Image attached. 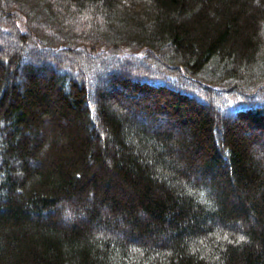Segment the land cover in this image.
Wrapping results in <instances>:
<instances>
[{
  "label": "trees",
  "instance_id": "obj_1",
  "mask_svg": "<svg viewBox=\"0 0 264 264\" xmlns=\"http://www.w3.org/2000/svg\"><path fill=\"white\" fill-rule=\"evenodd\" d=\"M3 37L0 264H264V0H0Z\"/></svg>",
  "mask_w": 264,
  "mask_h": 264
},
{
  "label": "rangeland",
  "instance_id": "obj_2",
  "mask_svg": "<svg viewBox=\"0 0 264 264\" xmlns=\"http://www.w3.org/2000/svg\"><path fill=\"white\" fill-rule=\"evenodd\" d=\"M1 41H3L2 43V45H0V47H2V49H9L10 47H13L14 45H16V42L14 43L12 40L11 41H9V40H7L6 38H2V39H0ZM131 79L132 78V76H129V77H126V79ZM258 155H260V154H258ZM260 158V157H259Z\"/></svg>",
  "mask_w": 264,
  "mask_h": 264
},
{
  "label": "snow or ice",
  "instance_id": "obj_3",
  "mask_svg": "<svg viewBox=\"0 0 264 264\" xmlns=\"http://www.w3.org/2000/svg\"><path fill=\"white\" fill-rule=\"evenodd\" d=\"M243 238V237H242Z\"/></svg>",
  "mask_w": 264,
  "mask_h": 264
}]
</instances>
